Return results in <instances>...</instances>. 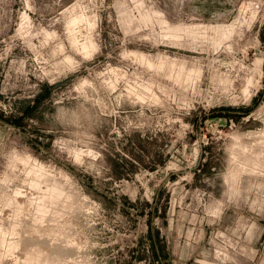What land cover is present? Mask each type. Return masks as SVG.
<instances>
[{
    "label": "rangeland",
    "instance_id": "1",
    "mask_svg": "<svg viewBox=\"0 0 264 264\" xmlns=\"http://www.w3.org/2000/svg\"><path fill=\"white\" fill-rule=\"evenodd\" d=\"M251 249L264 264V0H0V264Z\"/></svg>",
    "mask_w": 264,
    "mask_h": 264
},
{
    "label": "crops",
    "instance_id": "2",
    "mask_svg": "<svg viewBox=\"0 0 264 264\" xmlns=\"http://www.w3.org/2000/svg\"><path fill=\"white\" fill-rule=\"evenodd\" d=\"M251 250H252V252L248 251L247 253L241 254V257H242L241 259H243L242 261H248L249 263L251 262V264H252L253 261L257 258V256L261 260V253L259 252V249L257 251H255L254 249H251ZM258 264H261V261Z\"/></svg>",
    "mask_w": 264,
    "mask_h": 264
}]
</instances>
